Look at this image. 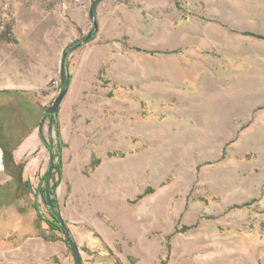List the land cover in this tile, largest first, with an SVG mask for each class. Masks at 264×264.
Listing matches in <instances>:
<instances>
[{
    "label": "rangeland",
    "instance_id": "obj_1",
    "mask_svg": "<svg viewBox=\"0 0 264 264\" xmlns=\"http://www.w3.org/2000/svg\"><path fill=\"white\" fill-rule=\"evenodd\" d=\"M14 1L0 37L23 28ZM96 20L81 46L103 62L59 117L54 174L83 264H264V39L243 33H264V0H102ZM43 136L54 153V128ZM25 157L27 192L2 161L0 264H75L36 191L50 150Z\"/></svg>",
    "mask_w": 264,
    "mask_h": 264
},
{
    "label": "crops",
    "instance_id": "obj_2",
    "mask_svg": "<svg viewBox=\"0 0 264 264\" xmlns=\"http://www.w3.org/2000/svg\"><path fill=\"white\" fill-rule=\"evenodd\" d=\"M91 3L90 0H66L65 6L58 4L59 7L56 5L53 10L46 8V3L41 0H15L12 3V16L23 28L13 29L8 33L9 37H0V139L5 138L9 123L14 121L12 140L21 137L14 150L16 161L41 149L43 142L48 148L41 134L43 128L49 131L51 127L50 117L48 119L43 113L52 97L42 94L41 90L58 76L63 47L87 29ZM47 19L52 20L50 29L43 23ZM78 48L82 50L78 57L67 59L71 80L65 102L59 107L58 122L59 117L70 116V110L65 107L70 109L76 101L77 93L73 88L80 85L79 79L87 85L96 64L100 66L103 62L98 51L90 46ZM7 91L21 93L18 107L17 104L14 107L18 110L15 114L10 113L14 105L8 103ZM44 117L46 120L40 130L39 124ZM33 164L39 165L40 161ZM55 197L58 202V182Z\"/></svg>",
    "mask_w": 264,
    "mask_h": 264
},
{
    "label": "trees",
    "instance_id": "obj_3",
    "mask_svg": "<svg viewBox=\"0 0 264 264\" xmlns=\"http://www.w3.org/2000/svg\"><path fill=\"white\" fill-rule=\"evenodd\" d=\"M244 34L253 36V37H257V38H261L264 39V33H259V32H255V31H251V30H245L243 31ZM93 37V36H92ZM91 37V39H92ZM67 79L70 83V73L67 72ZM6 94L8 95L9 98V104L10 105H14L11 106L13 111H10V113H17L18 110H16L14 107L17 104H19V100L21 98V93L17 92V91H7ZM15 109V110H14ZM44 116L46 117H50V126L53 127L54 126V135L57 139V148L56 151L53 153L54 159L56 158V160L54 161V165H53V172H52V177H51V183H50V187H49V193L51 196V200L52 202L58 206V202L57 199L55 198V188L58 182V179L60 177H54V174H60L61 173V160L60 158V150H61V146H62V139H61V134L59 131V122L57 119V116H50L45 114V112L43 113ZM11 118L13 119L14 116H11ZM1 123V122H0ZM10 127H8L7 130V134H4L5 138L4 139H0V148L2 151V161L4 163V167H5V171L7 174H9L10 176H12V180L15 181L16 185L21 186L23 189V192L28 190L29 188V183L28 181L24 180V178L22 177V173L25 167V164L27 162V157L23 158L20 161H16L14 158V150L15 148L18 146V144L21 142V137L19 136V138H17V140H12L13 138V133H14V129H13V124L14 121L10 122ZM1 129V127H0ZM53 129V128H52ZM42 138L44 139V141L46 142L47 146L51 145L50 142H47L44 138V136L41 134ZM52 137L50 136V139ZM52 146V145H51ZM53 147V146H52ZM48 169L46 170L45 174L43 177H41V179H43V182L45 180L46 174H47ZM36 191L38 192L37 195L41 196L44 200V202L46 203V196H45V182L43 183L41 190H39L38 188L36 189ZM15 194V193H14ZM13 194V195H14ZM16 195V194H15ZM17 196V195H16ZM47 205V203H46ZM34 208L36 209V211L39 209L38 208V203L34 202ZM47 208L49 210V213L52 217V219H46L47 222L51 225V227L53 229H60L57 222H56V218L53 215L50 207L47 205Z\"/></svg>",
    "mask_w": 264,
    "mask_h": 264
},
{
    "label": "water",
    "instance_id": "obj_4",
    "mask_svg": "<svg viewBox=\"0 0 264 264\" xmlns=\"http://www.w3.org/2000/svg\"><path fill=\"white\" fill-rule=\"evenodd\" d=\"M102 0H93L91 5H90V9H89V17L92 21V27L90 28V30L83 36L72 40L64 49V52L61 56L60 59V79H61V89L59 91V93L57 94V96L55 97V99L53 100V102L51 103V105H49L46 110H45V114L50 115V116H57L58 112H59V107L60 104L64 98V96L66 95L68 89H69V81L67 79V58L68 55L75 50L76 48H78L79 46L87 43L88 41H90L91 37L97 32L98 30V23L96 20V16H97V7L99 5V3ZM45 121V117L41 119L40 124H39V129H42V126L44 124ZM49 150H50V161H49V166H48V171L45 177V196H46V203L47 205L50 207L53 215L56 217L57 220V224L59 226V228L61 229L66 242L68 243L70 250L72 252V256L74 259V263L75 264H83L82 261V257L80 254V250L78 247L77 242L74 240L70 229L67 225V223L65 222V220L62 218L61 213L59 211L58 206H56L52 200H51V196L49 193V187H50V183H51V177H52V172H53V165H54V156H53V148L51 145L48 146ZM0 153L2 155V151L0 149Z\"/></svg>",
    "mask_w": 264,
    "mask_h": 264
},
{
    "label": "built area",
    "instance_id": "obj_5",
    "mask_svg": "<svg viewBox=\"0 0 264 264\" xmlns=\"http://www.w3.org/2000/svg\"><path fill=\"white\" fill-rule=\"evenodd\" d=\"M59 3H60L59 5L63 7L66 4V0H59ZM51 81H52V85H54L55 83H57L56 80L55 81L51 80Z\"/></svg>",
    "mask_w": 264,
    "mask_h": 264
},
{
    "label": "bare ground",
    "instance_id": "obj_6",
    "mask_svg": "<svg viewBox=\"0 0 264 264\" xmlns=\"http://www.w3.org/2000/svg\"><path fill=\"white\" fill-rule=\"evenodd\" d=\"M2 169V155L0 153V170Z\"/></svg>",
    "mask_w": 264,
    "mask_h": 264
},
{
    "label": "flooded vegetation",
    "instance_id": "obj_7",
    "mask_svg": "<svg viewBox=\"0 0 264 264\" xmlns=\"http://www.w3.org/2000/svg\"><path fill=\"white\" fill-rule=\"evenodd\" d=\"M56 218V217H55ZM56 222H57V220H56Z\"/></svg>",
    "mask_w": 264,
    "mask_h": 264
}]
</instances>
